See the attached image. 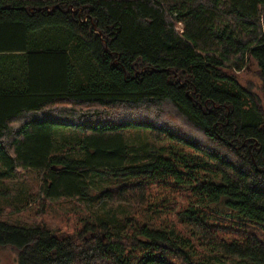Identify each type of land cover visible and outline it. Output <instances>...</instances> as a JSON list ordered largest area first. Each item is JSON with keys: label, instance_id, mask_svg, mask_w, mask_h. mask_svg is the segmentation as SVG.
<instances>
[{"label": "trees", "instance_id": "16d2710c", "mask_svg": "<svg viewBox=\"0 0 264 264\" xmlns=\"http://www.w3.org/2000/svg\"><path fill=\"white\" fill-rule=\"evenodd\" d=\"M0 182L17 264H264V0H0Z\"/></svg>", "mask_w": 264, "mask_h": 264}, {"label": "rangeland", "instance_id": "374dc122", "mask_svg": "<svg viewBox=\"0 0 264 264\" xmlns=\"http://www.w3.org/2000/svg\"><path fill=\"white\" fill-rule=\"evenodd\" d=\"M30 177H33V175H29ZM24 179V178H23ZM21 185H28L29 182L28 181H24L23 184L19 183ZM22 186H19V189H21ZM1 189H5V187L3 186L2 182H0V190ZM14 194V193H13ZM11 194L10 196H12V198H10V201H17L19 200L18 197H16L15 195ZM64 209H67V205L65 204H54L53 206L50 207V212L52 213V215H59L60 212ZM23 217V216H22ZM22 217L18 214H8L5 219H7L6 221L8 223L11 222H20V220L22 219ZM247 261V260H245ZM248 262V261H247ZM249 264H254L251 262H248ZM0 264H17V256L16 253L11 250L8 247H4V248H0ZM227 264H243V263H234V261H232L231 263L227 262Z\"/></svg>", "mask_w": 264, "mask_h": 264}]
</instances>
